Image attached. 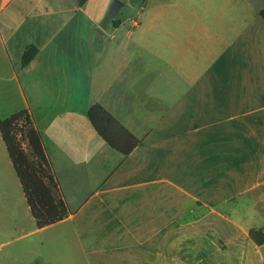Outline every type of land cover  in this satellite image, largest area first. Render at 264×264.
I'll return each instance as SVG.
<instances>
[{
	"label": "crops",
	"instance_id": "obj_1",
	"mask_svg": "<svg viewBox=\"0 0 264 264\" xmlns=\"http://www.w3.org/2000/svg\"><path fill=\"white\" fill-rule=\"evenodd\" d=\"M106 4L0 0V117L28 109L68 209L44 227L70 222L90 264H264V0Z\"/></svg>",
	"mask_w": 264,
	"mask_h": 264
},
{
	"label": "trees",
	"instance_id": "obj_2",
	"mask_svg": "<svg viewBox=\"0 0 264 264\" xmlns=\"http://www.w3.org/2000/svg\"><path fill=\"white\" fill-rule=\"evenodd\" d=\"M259 14L264 18V8L260 9ZM36 52L37 47L34 44L27 45L22 52L21 66L26 65ZM88 116L96 131L110 146L127 153L135 145L136 138L100 104L91 105ZM0 136L36 227H44L66 217L67 206L54 179L40 134L33 124L28 109L22 108L0 117ZM125 136L133 139L127 147L123 144ZM248 234L256 244L264 243V226L251 227Z\"/></svg>",
	"mask_w": 264,
	"mask_h": 264
},
{
	"label": "rangeland",
	"instance_id": "obj_3",
	"mask_svg": "<svg viewBox=\"0 0 264 264\" xmlns=\"http://www.w3.org/2000/svg\"><path fill=\"white\" fill-rule=\"evenodd\" d=\"M112 1L107 0L106 10ZM121 1L124 4L117 10H142L143 0ZM0 264H90L84 240L74 234L70 222L35 228L16 174L2 147L1 137Z\"/></svg>",
	"mask_w": 264,
	"mask_h": 264
},
{
	"label": "water",
	"instance_id": "obj_4",
	"mask_svg": "<svg viewBox=\"0 0 264 264\" xmlns=\"http://www.w3.org/2000/svg\"><path fill=\"white\" fill-rule=\"evenodd\" d=\"M123 4L124 3L121 0H113L109 8V13H113Z\"/></svg>",
	"mask_w": 264,
	"mask_h": 264
},
{
	"label": "built area",
	"instance_id": "obj_5",
	"mask_svg": "<svg viewBox=\"0 0 264 264\" xmlns=\"http://www.w3.org/2000/svg\"><path fill=\"white\" fill-rule=\"evenodd\" d=\"M142 8V7H141Z\"/></svg>",
	"mask_w": 264,
	"mask_h": 264
}]
</instances>
